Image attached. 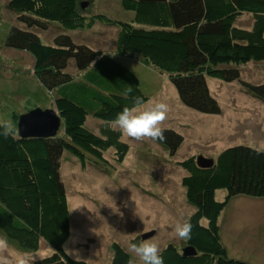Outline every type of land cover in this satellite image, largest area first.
<instances>
[{
  "label": "trees",
  "instance_id": "obj_1",
  "mask_svg": "<svg viewBox=\"0 0 264 264\" xmlns=\"http://www.w3.org/2000/svg\"><path fill=\"white\" fill-rule=\"evenodd\" d=\"M120 4L133 13L129 21L85 12L81 0H7L4 4L24 25L9 28L4 46L27 51L33 58L37 83L26 97L51 105L62 126L53 136L23 138L13 129L7 138L0 136V237L21 252H34L41 243L49 246L47 259L37 258L34 264H90L63 248L70 225L60 159L67 151L82 166L105 168L110 165L103 156L106 150L113 148L116 162L126 154L128 144L110 125L125 106L134 107V97L144 101L149 97L119 57L136 55L165 73L181 103L199 112H220L208 77L238 80L245 91L264 102V82L241 80L238 70L249 61H264V0H120ZM245 12L252 17L250 28L235 25ZM50 22L64 30L53 36V43L45 44L34 29L45 30ZM95 24L117 28L113 51L94 49L66 33L89 30ZM129 86L132 92L126 97ZM88 115L101 121L99 134L85 126ZM164 129L165 139L154 141L173 154L182 136L172 128ZM177 164L186 171L180 183L185 201L193 207L185 219L193 228L182 245L167 243L161 248L164 264H260L227 251L219 216L238 195L264 197V151L236 144L222 149L210 167H199L194 156ZM217 189L225 190L222 200L215 198ZM141 239L136 235L130 241ZM185 247L195 252L184 255ZM109 248L108 264L132 260L118 242L112 241Z\"/></svg>",
  "mask_w": 264,
  "mask_h": 264
},
{
  "label": "rangeland",
  "instance_id": "obj_2",
  "mask_svg": "<svg viewBox=\"0 0 264 264\" xmlns=\"http://www.w3.org/2000/svg\"><path fill=\"white\" fill-rule=\"evenodd\" d=\"M6 1L0 0V122H11L16 132L19 114L51 105L26 97L37 83L33 76V58L27 51L4 46V38L12 25L24 27L5 8ZM81 3L85 12H103L116 20L129 21L133 14L121 7L120 0H81ZM251 23L252 17L247 12L235 20V25L244 28H250ZM62 30L56 22H50L45 30L34 29L45 44L53 43V36ZM66 33L75 41L111 52L117 28L95 24L89 30H66ZM118 59L139 78L141 90L149 97L145 103L160 100L168 104L167 119L161 127L172 128L182 136V141L170 154L154 140L139 141L121 134L128 150L120 162L114 160L113 148L106 150L103 156L110 165L105 168L90 163L82 166L75 156L67 151L62 153L59 173L65 186L70 225L63 248L70 256L90 264L109 263L112 241L118 242L128 252L127 245L136 235L141 236V241L154 239L160 248L167 243L182 245V239L175 236L173 227L177 222H184L193 207L185 201L180 180L186 171L177 164L178 161L190 156L214 159L222 149L236 144L264 151V102L245 91L240 81L227 82L208 77L209 91L218 102L220 112L203 113L181 103L165 73L141 62L136 55ZM238 70L241 80L264 82V61H249L239 65ZM136 107L142 108L143 105ZM13 112L16 116H12ZM100 122L88 115L85 126L99 134ZM59 127L61 132L62 126ZM224 195V189L215 191L217 200H222ZM219 224L223 241L233 248L239 244H251L255 235L262 232L263 239L253 243L254 255L244 251H240L244 254L236 255L249 256L255 263H264V197L236 196L221 212ZM235 226H240L241 230ZM147 232L152 234L142 237ZM234 232L237 233L229 242ZM9 251L13 255L44 256L52 249L41 243L34 252H21L11 245ZM231 251L237 250L231 248Z\"/></svg>",
  "mask_w": 264,
  "mask_h": 264
},
{
  "label": "clouds",
  "instance_id": "obj_3",
  "mask_svg": "<svg viewBox=\"0 0 264 264\" xmlns=\"http://www.w3.org/2000/svg\"><path fill=\"white\" fill-rule=\"evenodd\" d=\"M131 92L132 87L129 86L125 96L127 97ZM132 103L134 107L125 106L117 113L110 127L134 140H164L165 129L161 125L167 119L168 104L160 100L145 103L140 96L134 97ZM140 105L143 107H135ZM11 129V122H0V136L7 138ZM192 228L193 225L190 221L177 222L173 231L176 237L188 240L191 238ZM127 247L129 254L136 258L129 260V264H164L162 250L154 239H146L138 243L129 241ZM36 257L41 260L47 259V257L38 254L16 253L13 255L9 251L8 241L0 237V264H34Z\"/></svg>",
  "mask_w": 264,
  "mask_h": 264
},
{
  "label": "water",
  "instance_id": "obj_4",
  "mask_svg": "<svg viewBox=\"0 0 264 264\" xmlns=\"http://www.w3.org/2000/svg\"><path fill=\"white\" fill-rule=\"evenodd\" d=\"M81 7H84L83 3H81ZM60 124V116L53 108L35 107L18 115L16 133L23 138L53 136ZM196 164L199 167H210L213 164V159L197 156ZM151 234L152 232H147L142 237H148ZM182 252L184 255H189L193 254L195 250L192 247H185Z\"/></svg>",
  "mask_w": 264,
  "mask_h": 264
},
{
  "label": "crops",
  "instance_id": "obj_5",
  "mask_svg": "<svg viewBox=\"0 0 264 264\" xmlns=\"http://www.w3.org/2000/svg\"><path fill=\"white\" fill-rule=\"evenodd\" d=\"M235 227L239 229L240 226H235ZM220 228H221V226H220ZM239 230H241V229H239ZM236 233H237V232L232 233V236L229 237V242H231L233 236H234ZM262 235H263L262 232H260V233H258V234L255 235V239L252 241L251 244H250V243L239 244L238 247H236V248L230 247L229 243H226L225 241H223V239H222V241H223L225 247L227 248V251H228L232 256H237L236 254H244V253H242V252H240V251H244V252H245L246 254H248V255H250V254H251V255H254V253H253V252H254V251H253V243H254V241H258L259 239H263V236H262ZM221 238H222V235H221ZM231 248H232V249H235V250H237V251H231ZM239 256H240V255H239ZM246 256H247V255H246ZM242 259H245V260L250 261V262H254V261H252V259H249V256H247V257H242ZM260 264H264V263H260Z\"/></svg>",
  "mask_w": 264,
  "mask_h": 264
}]
</instances>
